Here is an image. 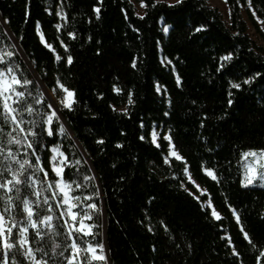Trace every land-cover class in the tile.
<instances>
[{
  "label": "trees",
  "instance_id": "1",
  "mask_svg": "<svg viewBox=\"0 0 264 264\" xmlns=\"http://www.w3.org/2000/svg\"><path fill=\"white\" fill-rule=\"evenodd\" d=\"M251 3L250 8L248 0H227V25L206 0L180 4L144 0L142 15L130 0H0L2 20L7 19L30 63L35 61L32 67L43 85L51 91L58 77L76 90L74 110H64L74 136L48 140L61 143L70 157L80 158L84 175L96 173L97 179L85 181L88 187L82 191L88 194L94 185L100 191L96 202L101 209L102 192L111 264H256L258 248L264 246V187L242 186L238 164L241 151L264 148V48L250 38L242 14L245 9L264 39L257 22V18L264 22V0ZM57 5L68 14L59 33L54 27L59 22ZM94 6L100 9L99 19ZM36 21L41 22L46 41L62 56L56 37L65 40L74 57L72 65L55 61L39 40ZM200 25L204 29L195 32ZM5 30L0 20V39L7 40L2 35ZM67 31H75L76 38H68ZM227 52L234 57L217 72L219 57ZM133 58L136 68L131 66ZM256 72L261 76L252 83L239 90L230 87V80L242 81ZM114 84L122 91L114 90ZM157 86L161 91H156ZM155 126L172 137L193 179L208 190L221 221L211 218L210 210L202 209L180 187L184 179L196 193L182 175L184 162L163 163L167 142L161 139L157 148L148 137ZM140 135L146 139L140 140ZM100 139L102 144L97 142ZM202 162L215 169L219 183L202 171ZM74 170L68 169L69 175ZM228 203L236 208L257 249L243 239ZM104 227L103 223L99 230L103 240ZM225 233L241 254L239 259L221 239Z\"/></svg>",
  "mask_w": 264,
  "mask_h": 264
},
{
  "label": "snow or ice",
  "instance_id": "2",
  "mask_svg": "<svg viewBox=\"0 0 264 264\" xmlns=\"http://www.w3.org/2000/svg\"><path fill=\"white\" fill-rule=\"evenodd\" d=\"M173 2L180 4L181 0ZM237 2L239 3V0ZM141 4H144V0H141ZM248 6L252 7L251 0H248ZM57 8L60 6L57 5ZM94 11L99 19L100 9L94 6ZM27 15L26 12V19ZM55 16L58 21H63V24L57 22L54 25L59 33L68 23V14L60 8L55 12ZM3 23L7 24V19H4ZM204 27L205 25H200L195 27L194 31L200 32ZM35 29L40 42L54 54L55 61L72 65L74 57L64 39L56 37L65 53L62 56L53 43L46 41L45 34L40 31V21H36ZM163 30L168 32V26L165 25ZM2 35L7 37V40L0 39V264H102L106 262L107 257L106 245L99 231L104 223L103 210L96 202L100 191L94 185L90 193L85 194L82 191L88 187L85 181H93L97 177L84 175L79 168L82 163L80 158L70 157L61 143L48 140L57 136H70L64 120V110H74L77 103L76 90L57 77L51 92L48 93V89L42 88V82L34 75L31 65L35 61L31 64L23 59L18 61L16 57L21 51L19 44L15 42L14 37L9 36L7 30ZM66 35L75 39L77 34L75 31H67ZM97 52L99 53V50ZM233 57L232 52L219 57L217 72L224 69ZM165 60L167 64H172L167 57ZM131 66L137 67V58H133ZM172 70L176 71L175 68ZM30 75L33 78L30 79ZM260 76L261 73L256 72L242 81L230 80L229 84L231 88L239 90ZM180 80L177 74V84ZM113 88L122 91L115 84ZM156 91H161L159 86ZM228 95L231 97L232 93L229 92ZM128 97V103H133L131 92ZM227 103L230 106L233 100L230 98ZM122 111L126 112L127 109ZM141 127H144L142 121ZM161 135L163 141H167V152L162 153L163 163L171 165L170 158L183 161L182 175L199 190L200 195H195L186 187L184 179L180 180V187L193 195L200 202L202 209L210 210L211 218L221 221V213L213 206L212 200L202 199L208 190L201 188L193 179L186 158L175 148L169 133L161 134L156 128L148 132L151 143L157 148L161 147L158 142ZM139 139L143 141L146 136L140 135ZM97 142L102 144L104 141L100 139ZM117 147L122 145L117 144ZM41 149L45 150L44 153H41ZM238 164L242 169V186L247 187L254 183L264 185V148L241 151ZM70 168L75 170L69 175ZM201 169L213 181L219 183L214 168L207 167L205 162H202ZM172 176L176 178L177 173L173 172ZM227 206L231 209L236 223L240 225L243 239L252 249H257L258 246L241 224L236 208L230 203ZM160 223L163 224V221ZM164 227L168 231L167 225ZM221 239L227 241L231 254L239 259L241 254L233 246L230 235L225 233ZM176 246L180 247L179 244ZM187 247L190 248L191 245ZM262 258L264 246L258 248L256 264H261Z\"/></svg>",
  "mask_w": 264,
  "mask_h": 264
},
{
  "label": "rangeland",
  "instance_id": "3",
  "mask_svg": "<svg viewBox=\"0 0 264 264\" xmlns=\"http://www.w3.org/2000/svg\"><path fill=\"white\" fill-rule=\"evenodd\" d=\"M130 1L133 3V5H134V7L136 9V12L139 15H142L144 13V10H145V4L142 5L140 0H130ZM158 1H160V2H166V3H169V4H174L173 0H158ZM206 1L212 7H216L221 12L225 23L227 25H230V11H229L227 2H225V0H206ZM60 8H57V11L60 10ZM242 14H243V19L247 23V26H248V34H249L250 38L254 41V43L257 46L264 48V39L257 33L256 29L254 28V26L252 25L250 19L248 18L247 12H246L245 9H242ZM59 22L63 24V21H59ZM257 22H258V24L260 26L261 31L264 33V22L262 20L258 19V18H257ZM50 92L51 91L48 90V93H50ZM154 128H156L157 131L160 132L161 134L165 133L163 127L155 126ZM161 139H162V135L158 137V142L159 143H160V140ZM165 142H167V141H165ZM170 159H174V158H170ZM254 185H256V186H263L264 187V185H262L260 183H254V184L249 185V186H254ZM195 190H196L195 195H200L199 190H197L196 188H195ZM202 199H209L208 194L205 193L204 196L202 197ZM105 255H106V251H105Z\"/></svg>",
  "mask_w": 264,
  "mask_h": 264
},
{
  "label": "water",
  "instance_id": "4",
  "mask_svg": "<svg viewBox=\"0 0 264 264\" xmlns=\"http://www.w3.org/2000/svg\"><path fill=\"white\" fill-rule=\"evenodd\" d=\"M0 20H1L2 23H3V20H2V18H1V16H0ZM3 24H4L5 28H6V30H7L8 34H9V36H12V37H13V35L11 34V32H10L8 26H7L5 23H3ZM14 39H15V38H14ZM15 42L18 43V42L16 41V39H15ZM18 44H19V43H18ZM19 46H20V45H19ZM20 49H21V51H20V55H21V57L24 59V61L28 62V64H31L30 61L27 59L26 55L24 54V52H23V50H22L21 47H20ZM31 66H32V65H31ZM32 70H33V72H34L35 77L38 78V79L40 80L39 76L37 75V73H36V71L34 70L33 67H32ZM40 81H41V80H40ZM41 82H42V81H41ZM41 87H42V88H46V87L43 85V83H42ZM46 95H47V93H46ZM64 120H65V118H64ZM65 121H66V120H65ZM66 127H67V129L69 130L70 134H72V136H74V134H73V132L71 131V129H70V127H69V125H68L67 122H66ZM94 175L97 177V175H96L95 172H94ZM101 196H102V210H103L104 224H105V227H104V243H105V245H106L105 251H106L107 261H108L109 264H111V259H110V254H109V249H108V246H107L106 209H105V202H104V198H103L102 192H101Z\"/></svg>",
  "mask_w": 264,
  "mask_h": 264
}]
</instances>
